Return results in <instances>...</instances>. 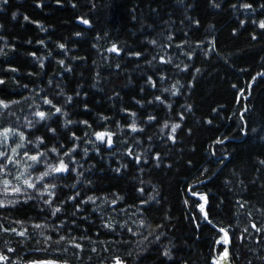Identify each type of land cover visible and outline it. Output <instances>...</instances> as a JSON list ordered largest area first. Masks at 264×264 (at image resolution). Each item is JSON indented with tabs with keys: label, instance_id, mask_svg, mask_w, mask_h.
<instances>
[{
	"label": "trees",
	"instance_id": "1",
	"mask_svg": "<svg viewBox=\"0 0 264 264\" xmlns=\"http://www.w3.org/2000/svg\"><path fill=\"white\" fill-rule=\"evenodd\" d=\"M261 24L264 0H0V185L37 188L0 200V264H264Z\"/></svg>",
	"mask_w": 264,
	"mask_h": 264
},
{
	"label": "rangeland",
	"instance_id": "2",
	"mask_svg": "<svg viewBox=\"0 0 264 264\" xmlns=\"http://www.w3.org/2000/svg\"><path fill=\"white\" fill-rule=\"evenodd\" d=\"M99 134H103V138H100L99 135H97L98 140H100L101 142H106L108 144H111V137L108 134L106 133H99ZM32 194L34 195L37 194V188L30 189V190H23L20 188H15L13 186H1L0 185V200L5 205H15L31 197ZM33 264H49V263L36 262Z\"/></svg>",
	"mask_w": 264,
	"mask_h": 264
},
{
	"label": "snow or ice",
	"instance_id": "3",
	"mask_svg": "<svg viewBox=\"0 0 264 264\" xmlns=\"http://www.w3.org/2000/svg\"><path fill=\"white\" fill-rule=\"evenodd\" d=\"M84 23H87V21H84ZM261 27H264V24H261ZM110 51H116L115 48L113 49H110ZM57 111H59V109H57ZM38 115L41 116V118L44 117V113H38ZM175 127H179V125H176ZM175 127L173 128V131H175ZM100 138H103V134H98ZM4 136L7 137V131L4 133ZM32 159H36V157H32ZM63 170H66L64 165L61 163L60 167L56 168V169H53V171H63ZM45 175H47V173H45ZM29 187H32V185H29ZM18 190V189H17ZM202 200H205L206 198L201 196L200 197ZM200 210L201 212L204 211V206L201 205L200 206ZM57 211H59V209H57ZM206 215V214H205ZM222 232H224V236L222 237V242L227 245L228 243V233L227 231H225L224 229H221ZM20 235H23V233H20ZM76 247H79V245H76ZM167 255V253H165ZM228 256V249L227 247L224 248V251H223V254L218 258L217 261L214 262V264H219L220 261H223V260H226ZM0 259H4L3 257H0ZM116 264H120V261L117 260Z\"/></svg>",
	"mask_w": 264,
	"mask_h": 264
},
{
	"label": "water",
	"instance_id": "4",
	"mask_svg": "<svg viewBox=\"0 0 264 264\" xmlns=\"http://www.w3.org/2000/svg\"><path fill=\"white\" fill-rule=\"evenodd\" d=\"M203 202H206V207H207V205H208V202H207V200L205 199V200H202ZM206 207H205V209H204V215H205V217H207V211H206ZM220 232H222L221 231V229H219V228H217ZM224 233V232H223ZM229 241H230V236H229V234H228V243H227V245L229 244ZM219 264H232L231 263V261H230V257L228 256L227 258H226V260H223V261H220L219 262Z\"/></svg>",
	"mask_w": 264,
	"mask_h": 264
}]
</instances>
